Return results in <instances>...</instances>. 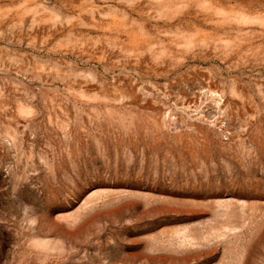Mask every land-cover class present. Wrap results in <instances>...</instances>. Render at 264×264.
I'll return each mask as SVG.
<instances>
[{
    "label": "rangeland",
    "instance_id": "rangeland-1",
    "mask_svg": "<svg viewBox=\"0 0 264 264\" xmlns=\"http://www.w3.org/2000/svg\"><path fill=\"white\" fill-rule=\"evenodd\" d=\"M0 264H264V0H0Z\"/></svg>",
    "mask_w": 264,
    "mask_h": 264
}]
</instances>
